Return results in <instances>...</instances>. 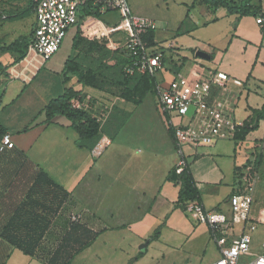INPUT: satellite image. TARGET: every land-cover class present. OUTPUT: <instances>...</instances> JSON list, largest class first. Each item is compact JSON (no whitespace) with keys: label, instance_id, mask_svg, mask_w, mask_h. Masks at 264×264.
Wrapping results in <instances>:
<instances>
[{"label":"crops","instance_id":"1","mask_svg":"<svg viewBox=\"0 0 264 264\" xmlns=\"http://www.w3.org/2000/svg\"><path fill=\"white\" fill-rule=\"evenodd\" d=\"M181 4L187 11L171 35L166 25V30L160 28L162 19L158 16L138 4L130 7L136 15L157 24L153 45L163 53L170 68L163 73L164 86L169 85L173 75L195 81L212 71L225 72L243 82L242 86L229 83L213 87L210 99L224 113L245 123L242 134L211 147L184 148L192 190L197 191L199 202L206 210L229 216V200L241 191L242 178L250 171L248 167L258 155L259 146L260 164L264 161V30L255 15L230 14L200 0ZM251 5L264 14V0H252ZM34 26L30 0H0V47L28 39ZM77 33L75 29L71 52L62 46L36 73L24 72L25 56L19 60L20 50L0 52V123L14 143V148L7 151L23 154L33 168L42 170L69 192L77 211L74 215L80 216L78 228L88 229L92 236L89 245L69 261L57 250L47 255L50 239L58 237L60 242L64 237L60 223L48 231L47 244L35 255L14 248L0 236V249L13 247L4 260L0 254V264H77L88 253L92 256L90 264L215 263L220 258L219 246L210 226L200 222L192 208L198 201L194 193L185 191L175 174L180 157L165 119L159 115L156 136L145 138L142 146L138 145L141 139L137 143L124 137L131 133L128 122L141 119L139 109L153 93L136 104L112 98L67 72ZM122 33L117 41L123 47L129 29L124 28ZM30 88L42 90L46 105L68 90L75 91L80 96L75 99L89 104L92 116L103 125L110 121L114 110L126 116L125 123L114 138L103 135L90 150L80 146V135L67 119L58 117L53 124H43L45 117L40 112L46 105L28 124L11 110ZM105 139L111 143L101 149ZM19 165L6 163L7 168L17 172L7 173L5 178L1 171L5 165L0 163V234L3 218L11 209L5 203L6 195L19 178Z\"/></svg>","mask_w":264,"mask_h":264},{"label":"built area","instance_id":"2","mask_svg":"<svg viewBox=\"0 0 264 264\" xmlns=\"http://www.w3.org/2000/svg\"><path fill=\"white\" fill-rule=\"evenodd\" d=\"M31 5L35 26L23 59L25 73L40 71L58 53L72 29L80 28L85 33L102 29L104 22L94 13H99L100 16L109 12L120 14L121 23L117 29H129V39L122 47L129 58L125 72L130 76L140 74L157 79L156 104L173 133L180 157L176 167L177 174H181L188 166L184 155L185 147H211L220 141L235 140L237 132L244 127V122L235 120L218 105L210 103L213 87H226L229 83L243 85L242 81L231 78L227 73L212 71L195 81L173 75L169 85L164 86L163 73L170 68L164 61L163 53L146 39L150 32L157 30V24L136 15L128 0H31ZM85 9L93 15L85 14ZM256 18L260 28L264 30V14ZM160 75L161 79L158 78ZM72 106L92 113L91 106L80 99H74ZM110 143L109 139H105L104 145H100L101 149ZM13 148L11 135L6 134L0 141V151ZM247 176L248 174L244 176L241 191L229 200L230 216L218 210H206L199 201H195L192 206L199 221L210 226L219 246L220 258L213 264H241V258L250 253L252 233L257 231L261 221L251 217L257 179L248 182ZM71 219L78 222L80 216L73 215ZM247 264H264V255Z\"/></svg>","mask_w":264,"mask_h":264},{"label":"rangeland","instance_id":"3","mask_svg":"<svg viewBox=\"0 0 264 264\" xmlns=\"http://www.w3.org/2000/svg\"><path fill=\"white\" fill-rule=\"evenodd\" d=\"M128 1L130 6L133 3L138 4L162 19V24L159 22V26L161 29L162 27L164 29L166 25L169 29L167 33L170 35L173 33L174 27L178 26L179 22L185 17V12L187 11L184 5L181 4L186 0ZM100 20L105 22L102 29H96L89 33L78 31L77 49L72 54L73 68L81 72L86 81L93 82L94 88L105 92L112 98L132 99L138 102L140 96L144 95L143 99H145L149 95L148 85L151 81L150 78L139 75L130 79L124 72L125 57L122 53L121 43L117 41L118 37L123 34V30L117 29L121 23L120 14L118 12H109L101 15ZM74 32L75 29H72L64 40L62 47L64 50L67 49L71 52L70 45ZM158 78L161 79V75ZM44 99H46V96H44L41 89L30 88L26 96L10 108L12 111L20 114V118L27 121L26 123L28 124L38 115L42 107L46 105L43 102ZM156 103L157 96L155 94L149 95L145 99L139 109V113L142 115L141 119L134 118L128 122L131 133L124 136L126 140L136 142L141 139L142 143L138 141L137 143L142 146L146 144L145 138L151 139L156 136L155 131L157 129L155 123L159 124V115L164 118ZM105 111L103 113H106ZM125 120L126 116L121 112L117 110L111 112L110 121L105 124L104 135L113 138L119 128L125 123ZM1 153L3 152L0 151ZM261 156L262 149L259 146L258 155L252 159V163L248 167L250 171H248L247 176L248 182L257 179L251 217L261 222L257 231L252 233L253 242L250 253L241 258V264H247L258 256L264 255V161L263 164H260ZM10 157L18 160L20 165L23 164V166L20 168L19 178L14 184L13 189L6 195L5 203H14L15 206L18 205L20 208L23 206V210L30 212L32 215L47 216L48 221L51 223V228H55V225L58 223L62 224L65 234L61 238V241L59 242L58 237L56 239H49L51 241V249L57 250L63 257L65 256L66 259H69L74 253L80 251L88 244L92 236L90 231L86 228H78L79 223L72 222V216L77 213L74 204L70 206L71 213L70 217H68L70 225L67 226L63 194L59 193L53 186H35L34 188V178L38 174V170L33 168L24 157H20L17 154H10ZM243 179L244 177L242 181ZM50 209H52V212H49ZM19 236L21 240H25L27 235L19 233ZM29 236L33 238L35 234L30 233ZM36 236V240L39 241L42 247L47 244V233L42 238L39 237V233ZM26 241L32 243V240L28 238ZM26 241L24 242L28 244ZM12 249L13 247L9 245L1 248V260H4ZM91 257V253H88L81 257L77 261V264H90L92 261Z\"/></svg>","mask_w":264,"mask_h":264},{"label":"trees","instance_id":"4","mask_svg":"<svg viewBox=\"0 0 264 264\" xmlns=\"http://www.w3.org/2000/svg\"><path fill=\"white\" fill-rule=\"evenodd\" d=\"M200 1L202 3L208 5V6H211V7L224 8L230 14H239L242 16L255 15L256 17L261 14V13L256 12L255 10H253V6L251 5L252 0H200ZM30 9H31V11H33L32 5H31V0H30ZM84 12H85V14L88 13V14L93 15V13H91V11H88L87 9H85ZM94 15L100 17L99 13H94ZM78 31H81L80 28H78ZM154 33H155L154 31L150 32L146 36V39L152 45H153ZM32 37H33V31H32L31 36L28 39H21L18 43L14 44L13 46H10L8 48L0 47V52H6L8 50H16V51L20 50V52L22 53L21 54L22 57L19 60H21L27 54V51H28L29 45L31 43ZM78 38H79V32L75 36V39L73 42V51H76V49H77ZM122 53L124 54V57H125V64H124V70H125L126 65L129 63V58L126 56V54L124 52H122ZM65 69L67 72L74 73L75 75H77L78 78L80 79V81L84 85L94 87L93 82L86 81L84 76L82 75V73L73 68L72 57H70L69 60L67 61ZM125 74L130 79L139 76V75L130 76L126 72H125ZM144 76L149 77L151 80L149 85H148V90H149L148 94H150V93L154 94L155 90H156L157 79L154 77H151L149 75H144ZM75 98H80L79 94L75 91L68 90L62 96L50 101L46 105V107L40 112V115H44V117H45V121L43 122V124H46V125L53 124L55 122V119L58 117H63L65 119H67L70 122L71 127L73 129H75L80 135V146L87 147L88 149L93 150L97 146V144L99 143L100 139L105 134L104 133L105 132V124L103 125L100 121H98L97 118L93 117L92 113H90L89 111L78 110V109L73 108L72 101ZM143 98H144V95L142 97L140 96V100L138 102H136L132 99H126V100L134 102L136 104H139L144 100ZM245 127H246V125H244V127L241 128L237 132L236 138L238 137L239 134H242L243 130H245ZM121 128H119V130L116 132L114 137L118 134V132L121 130ZM8 133H9V131L0 123V141ZM171 134L173 135L172 131H171ZM10 154H17L20 157H24L23 154L17 153V152L15 153L14 151H12L11 153H8V151L1 153L0 154V163H3L5 165V168H3V170L1 169V171L4 173V177L7 173H10V172L12 173L13 171L17 172L15 169L12 170L11 168H7L6 163L9 165H13V166H15V164L19 165V163H20V162H18V160L12 159L10 157ZM24 159L26 160V157H24ZM19 166L20 167H17V168L20 169L23 166V164H21ZM175 174L180 177V181L183 184L184 190L187 191L188 193L193 192L195 195V200L199 201V198H197V195H198L197 191L192 190V182L190 179V175L188 173V166L185 168V170L181 174H177L176 170H175ZM10 177H13V176H10ZM13 186H14V183H12V185L10 186L11 188L9 189V191L11 189H13ZM35 186H43V187L53 186L59 193L63 194V202L65 203V216L67 217L66 218V221H67L66 224H67V226H69L70 224H69L68 217H70V213H71L70 212V206H71V204H74V202L72 201V198H71V194L69 192H67L65 189H63L61 186H59L50 176H48L42 170H38V174L34 178V188H35ZM5 187H6V185H5ZM6 189H7V187H6ZM9 206L11 207V209H10L9 214L3 218V220H4L3 229H2L0 236L5 241H7L10 245H12L14 248H17L26 254L35 255L39 251H42L41 250L42 245L39 244V241L36 240V238H37L36 235H38V233H39V237L42 238L51 229V227H50L51 223L48 221L47 216L43 217L40 215H32L30 212L23 210V206H22V208H20L18 205H17L18 207L15 206L14 203H10ZM20 206H21V204H20ZM51 210L52 209H50L49 212H52ZM18 232L21 234L27 235L25 240H21ZM30 233H34L36 237L35 236L33 238L30 237L29 236ZM27 238L29 240H32V243L26 241ZM24 241L28 242V244L25 243ZM88 245L89 244H87L86 246H88ZM83 249H81L80 251H82ZM80 251H77L76 253H74L67 260L68 261L71 260L74 257V255H76ZM54 252H56V250H53L50 248L47 250V253H48L47 255H50L51 253L53 254ZM68 263L69 262H67V264Z\"/></svg>","mask_w":264,"mask_h":264}]
</instances>
